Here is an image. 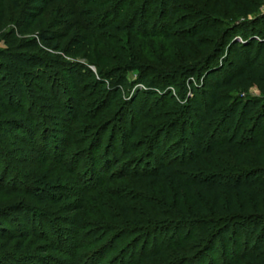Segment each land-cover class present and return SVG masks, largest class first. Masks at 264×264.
<instances>
[{
    "label": "trees",
    "instance_id": "16d2710c",
    "mask_svg": "<svg viewBox=\"0 0 264 264\" xmlns=\"http://www.w3.org/2000/svg\"><path fill=\"white\" fill-rule=\"evenodd\" d=\"M263 1L235 0L233 5L231 0L213 4L206 0H0V28L10 25L4 36L6 48L0 50L3 133L21 140L28 137L36 147L38 123L29 116L30 110L51 109L48 104L57 100L59 107L71 108L53 91L55 68L70 67L53 56L52 51L62 47L59 38L75 33L65 47L67 56L82 42L90 43L93 49L77 56L89 59L96 68L93 72L79 63L70 67L92 79L81 89L91 92L92 101L79 102L66 149L56 156V163L65 165L66 152L77 147L71 158L77 166L72 168L74 185H63L44 173L35 177L33 188H21V179L12 166L3 164L6 156L0 150V191L31 194L47 209H66L70 189L87 187L91 181H82L87 173L96 178L105 171L98 188L112 181L121 184L109 196L113 204L98 201L66 211L96 213V223L80 221L82 229L72 233L74 243L68 246H62L66 238L62 229H52L54 236L38 231L17 236L0 227V264H110L116 258L114 262L124 264L121 256L128 249L136 250L143 241L165 233L186 236L150 251L145 247L142 258L130 264H174L176 255L181 264H190L208 258L219 246L221 260L210 259V264H264V13L248 22L224 24L235 6L236 15L249 17ZM152 4H156L154 19L146 16ZM52 6L55 17L48 27L36 39L24 40ZM8 7L12 16L6 14ZM112 34L120 42L116 62L125 65L106 70L110 57L101 51L100 41ZM125 70H137L138 79L130 83L121 75ZM111 74L115 82L108 91ZM135 85L140 87L130 100L122 101ZM77 87L73 84L79 93ZM253 88L260 96L250 95ZM117 100L120 106L115 105ZM112 108L119 111L110 113ZM116 116L117 124L128 129L118 132L114 144L101 153ZM121 139L125 147L120 150L116 142ZM79 148L94 152L85 172H78L73 161L88 156L82 157ZM18 211L49 221V211L48 215L35 211L26 202L2 206L0 219ZM122 242L128 245L121 248ZM31 251L36 254H28Z\"/></svg>",
    "mask_w": 264,
    "mask_h": 264
},
{
    "label": "rangeland",
    "instance_id": "374dc122",
    "mask_svg": "<svg viewBox=\"0 0 264 264\" xmlns=\"http://www.w3.org/2000/svg\"><path fill=\"white\" fill-rule=\"evenodd\" d=\"M206 1H208L211 4L216 2V0H206ZM231 1H232L233 5H235V0H231ZM221 5H222L221 10L224 11L226 8L225 5L223 3H221ZM238 5L239 6L242 5V3H238ZM155 7H156V4L150 5L149 11L146 12V16L150 15V16H152V19H154L157 15V13L154 12ZM52 8H55V6L50 7L48 9V11H46L45 14L32 26L29 33L23 37L24 40H26L30 37L32 39H34V38L36 39L38 34L41 31H44L48 27V24L52 20V17L53 18L55 17L54 14H51V12H54V10H55V9L52 10ZM236 9L237 8L235 6L234 8H232L227 13V17L228 16L229 17L224 21L225 25H228V26L236 25V24L248 22L250 20L257 18L256 16L264 13V1H263L262 5L256 9L255 14H252V16H249V17L236 15L235 14ZM5 11L7 12L6 13L7 15H9V16L13 15V14H11L12 11L10 10L9 7ZM79 19H81V18L79 17ZM9 27H10V25L7 27L0 28V50L6 48V45L4 42V36L8 32ZM60 31H62V30H60ZM80 33H81V31H79L77 33V35ZM113 35L114 34H112V37H108L106 39L104 38V39H101V41H100L101 51L103 50V52L107 56V58L110 57L109 58L110 60L108 62H106V65H107L106 70H113V69H116V67H118V66L125 65V64H122L120 62H116V60H118V59H115V48L117 50V46L120 45V42H118L117 39L113 38L114 36H116V35H114V36ZM74 36H75V33L71 32L70 34H66L64 38H62V39L59 38V41H60L62 47L60 48L59 51H52L53 56L57 60L67 61L68 63H70V67L74 66V65H72L73 63H79L81 65H85L87 68H89L93 72L96 71V68L94 66H92L93 64H91L89 59H83V58H79V56H77L78 53L81 51L93 49L92 45L90 43L82 42L80 45V48L75 50L69 56H67V54L64 53L66 45L68 44V42L72 38H74ZM118 37H120V36H118ZM14 46L15 45H13L12 47H14ZM35 51L36 50H31V51L29 50L27 52H35ZM154 51H155V53L158 52L157 49H154ZM61 58H64V59H61ZM70 67H66V68H64V70H60L61 68H55V71L57 72V74H55L53 76L57 80H55V84L53 85V91H57L59 93V96H60L59 101H66V100L69 101L71 108L69 107L70 109H68V108L63 109V107L62 108L59 107L60 103L58 102V100L55 102H51L54 100V98H51L52 99L50 101L51 104H48V105H51V109H47L44 111V110L39 109L38 107H33L30 110L29 116L32 117L34 122L38 123L37 126L34 127L35 132H36V141H37L38 146L35 147L33 145V143H30V139L28 137L26 138V140H24V139L21 140L18 138H13V136L10 137L13 134L10 133V135H8L7 133H3V131L0 130V150L6 156V159H4L3 164L6 166L7 165L12 166L9 168H11V170H14V174L21 179L22 184L19 185V187L22 186L21 188H24V189H26L28 187L33 188V186H35V183H34L35 177L37 178L39 175L44 174V173L48 174V175L50 174L52 176L54 175V177H56V179L60 183H62L63 185H66V186H69V184H71V186L74 185L73 181L76 180V176L72 174V168L75 166L72 164V159H73L72 156H73V154L78 153L76 151L77 147L75 145H73V146H71L70 150L66 152L67 163H65V165L57 164L56 163V156H58L61 153V150L66 149L65 148V142H67L66 139L70 135V134H68V128H70L69 127L70 125L72 126L77 122V121H75V110L77 109L79 102L85 103V105H87V103L92 101L90 98H88L89 95L91 94V92L85 93L83 90H81L82 86H84V84L89 85L91 83L92 79H90L89 77L87 78V76L85 74H83V72L81 71L80 73L84 76V77H82L80 73L77 74V72H75V69H77L76 67L74 70H72ZM84 73H86V72H84ZM121 75L125 76L127 78V80L130 81V83H134L138 79V71L137 70H125L122 72ZM107 79H109V83L106 84V86H107L108 91H110L111 87H113V84L115 82V78L113 77V74H111L107 77ZM73 84L75 86L79 87V91L81 90L79 93H78V91L77 92L74 91L75 89L73 88ZM59 87H61V88H59ZM139 87H140V85H135L131 89L132 92L129 93V95L124 94L123 95L124 99L122 101H125V100L129 101L130 98L132 97V95L135 93V91ZM13 88H14V86H13ZM6 89H8V88H6ZM29 89H30V91H31V89H33V91H35L34 87L30 86ZM14 90L15 89H13V91ZM92 90L94 91V88ZM105 94L107 96H110V92H107ZM31 95L32 94L30 93V96ZM250 95L251 96H260L259 92L255 88H253L250 91ZM53 103H56V106ZM117 104H119V106H120L119 100H117V103H115V105H117ZM52 105H54V106H52ZM85 111H86V109H85ZM118 111H119V109L112 108L110 110V113L116 114V112H118ZM119 116H116V118L113 120L114 121L113 127H110L108 130V133L105 135V138L103 140V151L102 152L100 151L101 153H104V152L106 153L108 146L110 144H114L113 142H115L119 137L118 132L125 131V133H126V131L128 129L125 125H122L119 123L117 124ZM5 118H7V117H5ZM72 123H74V124H72ZM78 123H81V121ZM87 123H91V122H87ZM116 125H118V127H119L118 129L115 128ZM22 137H25V134H23ZM121 142H122V139L119 142H116L118 149H120V150L125 147L124 144L121 145ZM34 148H37L38 149L37 151L42 152L44 157L38 156V154L35 152L36 149H34ZM79 149H81V148H79ZM116 149H117V147H116ZM85 150H86V153L84 152ZM85 150L82 151V149H81L82 153L80 155H82V157H83L84 155L88 154V156H85V158H83V159L79 158V160H75V159L73 160V161H76L75 164L78 165V169H77L78 172L87 171V169H89L91 167V165H92L91 162L94 159V152L91 151L90 149H87V148H85ZM81 151L79 150V152H81ZM70 161H71V163H70ZM104 161L105 160H102L103 164H104ZM152 164H154V160H152ZM75 167H77V166H75ZM104 174H105V171L103 174L98 173L96 178H95V176L88 175V173L85 174L82 177V181L84 182V179H86V178H91V181L86 182L87 187L82 186V188H81V187H77L75 185L73 188L70 189L71 193L68 195V198H67L68 200H66V201H70V202H66V204H67L66 209H60L57 207L56 208L52 207V209L51 208L47 209V204H46V206H43L40 203L36 202V200L33 198V196L31 194H25L22 196H17L15 194H9V193H5L3 191H0V208L4 205L6 206L9 204H16L18 202H26V203H30L31 207L35 211L38 210L39 212H43V213H46V211L47 212L49 211L48 213H50L49 221H45V220L41 221V220H37L34 217L30 216L25 211H22V212L18 211L15 214H12L10 216H7L5 218L0 219L1 229L8 231V234H11V235L14 234L17 236L24 235L26 232L34 234V231H38L39 233L43 232L44 234L51 233L52 236H54V232H52V229H62L64 232V235H66V238H64L65 242L63 240L64 243L62 244V246H68L70 244H73L74 243V238H73L74 235H72V233H74L75 231H78V229H82L80 226V221L86 220V221L95 222L94 221L95 217L93 215H95L96 213L93 210V212L95 214L92 213L91 214L92 217H91L90 215L88 216L87 214H85V212H83V210L72 212V213H66V211H68V210L72 211L73 209H76L77 207H79L81 204H83L84 208H86L87 205H90L91 203L93 205H95L98 201L100 203H103V202L112 203L113 199H111L109 196H110V194L114 193L115 190H117L119 185H121L120 183H118L116 181H112L109 184L103 185L102 187L100 186L98 188L97 185L99 183L101 184V182L104 180V177H105ZM8 179H10V178H8ZM94 179H96V180L94 181ZM99 179H100V181L98 182ZM93 186H95V187H93ZM91 189L92 190L94 189L95 191L91 194H86V196H83V193L85 191L88 192ZM119 193H120V191L118 192V195H119ZM66 196L67 195H65V197ZM77 197H79V198H77ZM185 236H186L185 234H176V233H173V234L172 233L155 234L147 242L143 241L142 243H140L139 247L136 250L132 251V250L128 249L127 250L128 252L125 253L124 255H122L121 258L123 259L124 264H130L131 261L138 260V259L142 258L143 248L146 247L147 248L146 250L150 251V250L155 249L154 247L156 245H158V246L164 245L165 246L169 243L171 244L175 241H178V239L184 238ZM125 241H128V239ZM144 242H146L147 244L145 243V245H144L143 244ZM148 242H150V243H148ZM123 243H125V242L121 243V245H120L121 248L124 247L125 245H128V244H123ZM128 248H129V246H128ZM220 248H221L220 246L217 247V249L214 251V253H211L208 256V258L203 259V261L198 260V261L192 262L190 264H210L211 263L210 259L214 260L216 263L217 261L221 260ZM122 252H124V251L119 252L117 257H119L120 253H122ZM167 252L169 253L170 251H167ZM31 253H35V252L31 251L28 254H31ZM117 253H118V251L115 254H117ZM170 253H175V250H172ZM109 257H113V254L109 255ZM117 259L118 258H116L114 261H116ZM175 260H177V262H174V264H176V263L181 264V262H182V259L179 258L177 255L175 257ZM114 261L111 262L110 264H116V263L118 264V262H114ZM119 264H120V260H119Z\"/></svg>",
    "mask_w": 264,
    "mask_h": 264
}]
</instances>
